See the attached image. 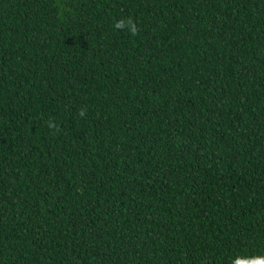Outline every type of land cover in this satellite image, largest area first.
Here are the masks:
<instances>
[{"label":"trees","instance_id":"trees-1","mask_svg":"<svg viewBox=\"0 0 264 264\" xmlns=\"http://www.w3.org/2000/svg\"><path fill=\"white\" fill-rule=\"evenodd\" d=\"M256 258L264 0H0V264Z\"/></svg>","mask_w":264,"mask_h":264},{"label":"clouds","instance_id":"clouds-1","mask_svg":"<svg viewBox=\"0 0 264 264\" xmlns=\"http://www.w3.org/2000/svg\"><path fill=\"white\" fill-rule=\"evenodd\" d=\"M125 26H126L125 21H123V20H121L119 23L116 24V28H118V29H122ZM127 26H129L132 34L135 35L136 34V28H135L134 23L131 19H129L127 21ZM256 264H264V258H256Z\"/></svg>","mask_w":264,"mask_h":264}]
</instances>
